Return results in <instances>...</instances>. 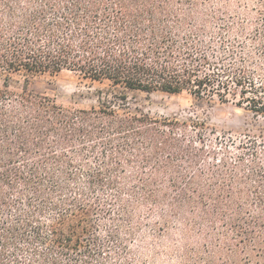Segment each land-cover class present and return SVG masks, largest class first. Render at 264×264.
Returning a JSON list of instances; mask_svg holds the SVG:
<instances>
[{
	"label": "trees",
	"instance_id": "1",
	"mask_svg": "<svg viewBox=\"0 0 264 264\" xmlns=\"http://www.w3.org/2000/svg\"><path fill=\"white\" fill-rule=\"evenodd\" d=\"M63 72L93 104L29 87ZM154 93L264 117V0H0V264H264V135L219 156Z\"/></svg>",
	"mask_w": 264,
	"mask_h": 264
},
{
	"label": "rangeland",
	"instance_id": "2",
	"mask_svg": "<svg viewBox=\"0 0 264 264\" xmlns=\"http://www.w3.org/2000/svg\"><path fill=\"white\" fill-rule=\"evenodd\" d=\"M20 81L22 82L23 78H20ZM29 87L35 93L54 98L64 107L73 108L93 104V93L98 88L97 85L88 86L69 72H63L57 77H36L30 80ZM135 103L153 117L176 118L179 122L197 119L200 125L201 123L204 125L203 130L189 127L186 131V140L194 142L202 140L206 147L216 149L219 156L223 154L225 148L235 151L234 147L245 142L248 137L264 135V117L255 116L238 108L233 102L216 103L210 107L187 93L180 95L154 93L148 99L144 95L138 96ZM161 244L166 250L171 248V243L165 236L161 239ZM158 263L166 264L165 258L160 259Z\"/></svg>",
	"mask_w": 264,
	"mask_h": 264
}]
</instances>
